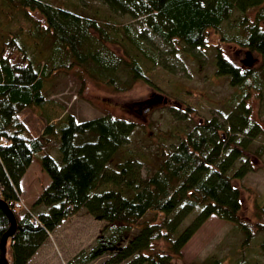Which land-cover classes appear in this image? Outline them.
Wrapping results in <instances>:
<instances>
[{
    "label": "trees",
    "instance_id": "trees-1",
    "mask_svg": "<svg viewBox=\"0 0 264 264\" xmlns=\"http://www.w3.org/2000/svg\"><path fill=\"white\" fill-rule=\"evenodd\" d=\"M98 1L112 14L84 1L2 0L5 17L22 11L25 23L0 38V198L8 205L19 200L20 181L35 156L49 177L28 212L9 205L16 229L6 243L8 264H27L48 234L81 209L104 225L93 246L68 264L105 256L100 264H169L210 216L235 226L247 245L253 235L239 217L240 191L233 180L253 171L264 155V128L248 102L251 90L264 100V66L241 69L216 46V75L235 88L230 109L223 119L196 121L187 107L178 118L186 119L184 130L176 132L175 142L158 144L149 162L135 145L126 147L135 122L105 115L78 120L48 98L46 85L52 75L74 67L114 90L139 80L152 85L146 72L162 65L164 52L156 42L170 52L178 43L204 48L209 30L220 42L264 57V0ZM134 22L143 27L137 30ZM29 107L46 120L39 135L20 118ZM9 226L0 207V242ZM259 228L264 256V223ZM199 264L225 263L211 255Z\"/></svg>",
    "mask_w": 264,
    "mask_h": 264
},
{
    "label": "rangeland",
    "instance_id": "rangeland-1",
    "mask_svg": "<svg viewBox=\"0 0 264 264\" xmlns=\"http://www.w3.org/2000/svg\"><path fill=\"white\" fill-rule=\"evenodd\" d=\"M47 1L58 4L64 0ZM70 1L88 2L94 7H100L101 12L112 14L100 5L98 0ZM7 11L8 8L0 0V38L14 27L25 23L22 11L15 15L11 13L6 18L4 13ZM29 13L44 24L40 14L30 10ZM115 19L122 23L130 21L127 16L120 15H116ZM134 23L137 30L143 27L139 22ZM219 38L218 34L209 30L204 48L189 49L178 43L174 52L156 42L164 52L161 55L162 65H155L151 71L146 72L152 85L139 80L127 90H114L87 75L80 76L78 69L74 67L49 77L46 85L47 96L63 105L66 111L73 113L78 120L105 115L135 122V131L126 147L135 145L132 148L149 162L157 151L158 144L175 142L177 131L184 130L186 119L178 118L187 107L190 109L186 112L196 121L212 116L223 119V115L230 109L229 100L235 88L229 85L225 77L216 75L215 47L218 46L224 57L241 69L247 68L243 60L250 51L235 42H220ZM8 53L7 51L5 54ZM251 54L254 59L252 69L263 67L264 57L255 52ZM10 57L19 60L17 53ZM248 102L252 108V116L264 128V100L257 92L251 90ZM20 118L32 135L43 132L46 120L37 107L24 109ZM256 142H260V139ZM37 160L35 156L20 181L18 193L24 208L16 211L21 213L31 209L33 201L49 183L48 175ZM147 168V164H143V175ZM233 184L240 191L239 217L253 235L250 242L243 245L244 235L241 231L216 216H210L169 264H199L211 255L218 256L225 264H264L260 249L262 231L259 228V225L264 223V212L261 210L264 206V155L255 161L253 171L242 179L233 180ZM103 225V221L95 219L85 209H81L64 219L48 234L45 242L27 264H68L79 251L88 250L93 246ZM157 246L162 247V242H158ZM106 258L101 257L90 264H100Z\"/></svg>",
    "mask_w": 264,
    "mask_h": 264
},
{
    "label": "water",
    "instance_id": "water-1",
    "mask_svg": "<svg viewBox=\"0 0 264 264\" xmlns=\"http://www.w3.org/2000/svg\"><path fill=\"white\" fill-rule=\"evenodd\" d=\"M254 63V59L252 58V54L251 52H248L246 55V58L243 60V64L250 68L253 66ZM0 207L2 208V210L5 212L6 216L8 217L9 221H10V226L8 228V230L4 233V235L1 238V242H0V264H8V261L6 259V243L8 238L14 233L15 229H16V219H15V215L14 212L12 211V209L9 207V205L0 198Z\"/></svg>",
    "mask_w": 264,
    "mask_h": 264
},
{
    "label": "built area",
    "instance_id": "built-area-1",
    "mask_svg": "<svg viewBox=\"0 0 264 264\" xmlns=\"http://www.w3.org/2000/svg\"><path fill=\"white\" fill-rule=\"evenodd\" d=\"M9 205H11L12 206V209H20V208H24V205H23V203H22V201L20 200V198H19V200L18 201H16V202H14V203H9Z\"/></svg>",
    "mask_w": 264,
    "mask_h": 264
},
{
    "label": "crops",
    "instance_id": "crops-1",
    "mask_svg": "<svg viewBox=\"0 0 264 264\" xmlns=\"http://www.w3.org/2000/svg\"><path fill=\"white\" fill-rule=\"evenodd\" d=\"M30 165H31V164H30ZM29 167H30V166H29ZM29 167H28V168H29ZM27 170H28V169H27ZM26 172H27V171H26ZM26 172H25V173H26ZM24 175H25V174H24Z\"/></svg>",
    "mask_w": 264,
    "mask_h": 264
}]
</instances>
